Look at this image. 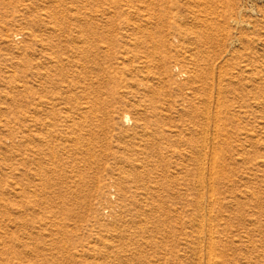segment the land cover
<instances>
[{
  "label": "rangeland",
  "instance_id": "rangeland-1",
  "mask_svg": "<svg viewBox=\"0 0 264 264\" xmlns=\"http://www.w3.org/2000/svg\"><path fill=\"white\" fill-rule=\"evenodd\" d=\"M0 264H264V0H0Z\"/></svg>",
  "mask_w": 264,
  "mask_h": 264
},
{
  "label": "bare ground",
  "instance_id": "bare-ground-1",
  "mask_svg": "<svg viewBox=\"0 0 264 264\" xmlns=\"http://www.w3.org/2000/svg\"><path fill=\"white\" fill-rule=\"evenodd\" d=\"M188 56H189V55H188ZM208 109H209V108H208ZM205 135H206V134H205ZM205 139H206V137H205ZM117 164H118V163H117ZM203 164H204V163H203ZM202 167H203V166H202ZM212 168H213V167H212ZM34 196H35V195H34ZM210 223H211V222H210ZM207 224H208V223H207ZM211 231H212V229H211ZM198 232H199V230H198ZM200 233H201V232H200ZM210 234H211V233H210ZM210 234H209V235H210ZM200 236H201V235H200ZM211 238H212V237H211ZM212 241H213V240H212ZM212 244H213V242H212ZM212 244H211V245H212ZM209 250H212V249H211V246H210ZM213 250H214V249H213ZM201 251H202V250H201ZM210 253H211V252H210ZM210 256H211V255H210ZM211 258H212V257H211ZM215 263H216V262H215Z\"/></svg>",
  "mask_w": 264,
  "mask_h": 264
}]
</instances>
